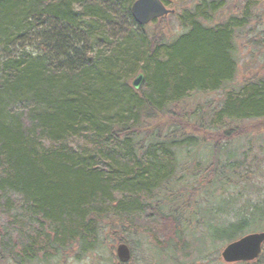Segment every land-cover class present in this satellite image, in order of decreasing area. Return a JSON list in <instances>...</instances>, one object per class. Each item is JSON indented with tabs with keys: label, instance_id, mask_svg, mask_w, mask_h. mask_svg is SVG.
<instances>
[{
	"label": "trees",
	"instance_id": "obj_1",
	"mask_svg": "<svg viewBox=\"0 0 264 264\" xmlns=\"http://www.w3.org/2000/svg\"><path fill=\"white\" fill-rule=\"evenodd\" d=\"M135 1L0 0V264L64 262L103 245L105 226L125 224L159 249L175 238L184 249L179 232L190 223L167 205L182 200L185 212L211 192L238 205L258 177L264 4L245 0L213 23L226 2L198 0L171 15L179 28L165 33L166 17L134 19ZM241 44L263 61L227 89ZM216 90L224 96L210 112L187 108L191 95ZM241 139L249 148L234 150ZM207 141L211 162L202 163L194 152ZM241 209L212 223L215 241L264 221L263 197Z\"/></svg>",
	"mask_w": 264,
	"mask_h": 264
},
{
	"label": "rangeland",
	"instance_id": "obj_2",
	"mask_svg": "<svg viewBox=\"0 0 264 264\" xmlns=\"http://www.w3.org/2000/svg\"><path fill=\"white\" fill-rule=\"evenodd\" d=\"M227 4L223 9V12L217 19H214L213 23L219 22L222 18L227 17L229 12H232L233 7L239 4H244L245 0H224ZM198 0H176L175 3L168 5L171 9H176L177 14L182 13L186 8L192 7L193 4L197 3ZM256 2H261L264 4V0H251V3L256 4ZM165 22L162 23L163 28L165 29V33L167 31L177 30L179 27L177 26V20L174 16H166ZM180 31V30H178ZM254 32L250 33L246 36V40L244 44H246L248 37L252 38ZM241 52H238V60L239 66L237 69L236 80L231 83L227 89L237 88L240 84L247 80L254 73L257 72L261 62L263 61L262 57L256 56L258 53L257 50H252L248 45L244 47L242 44L240 46ZM136 78V77H135ZM133 78V80L135 79ZM224 96L223 90H216L214 92H203L196 93L191 95V97L187 101V108L191 111L193 109V113H197L201 110L203 105L205 108L211 111L212 108L218 104L221 97ZM178 112L179 109L175 108ZM209 114L204 118H200V121L210 120ZM211 141H207V145L204 147L201 146L199 151L194 152L197 155V159L202 163H206L208 160L211 162V154L209 152V148L211 147ZM73 144V143H72ZM74 145V144H73ZM232 146L235 149L242 148L243 151L249 148L248 142L241 139L239 142L232 143ZM255 151H257V147H260V143L257 142L254 144ZM194 153H191L188 156L194 157ZM193 161H189L186 163L190 165ZM254 163L257 167H261L259 171L258 177L254 180L251 185H245L247 188H243V195L238 205L234 203L227 204V200L222 199L221 197L215 195L214 192H211L207 198V202H204L202 206L200 204L195 205L191 204L190 209L188 208L185 212H181V203L182 200H177L176 203L167 205V209L165 212L172 213L171 205L176 208V213L179 216L178 221L189 222L190 224L185 227L184 231L181 233V237L187 239L186 247L184 249L175 247V239H173L172 244L170 246L159 249L153 245V241L147 235L146 230L144 228L135 229L132 226L125 224L123 228L117 227L114 229H110L105 226V231L102 233L101 238L105 239L103 245L95 248L94 251L85 252L84 254L77 256L75 253H72V257L68 258L66 261L62 262L54 258L50 261V264H119L120 261L117 257V247L120 243L124 242L128 245V247L132 250L131 264H165L168 262L169 264H231L224 261L221 256V252L223 248L227 245V241H215L214 236L210 233L213 230L214 226L212 223L218 224L219 222H228L231 219H235V213L242 210L241 206L247 200H257L259 196L264 198V154L259 153V156ZM206 168V165L204 166ZM220 193V192H219ZM229 196L226 194V197ZM219 197V198H218ZM229 203V202H228ZM201 206V207H200ZM220 209L231 210L228 215H224ZM199 209V210H198ZM178 210V211H177ZM198 210V214L196 213ZM176 215V214H175ZM228 219V221H227ZM164 226V222L162 223ZM264 225V221H261L259 224H254L246 228L244 232L252 233L255 231H264L262 226ZM183 227V225H182ZM264 228V227H263ZM244 233V234H246ZM121 238L125 240L122 241ZM177 241V240H176ZM75 250H78L76 247ZM264 254V253H263ZM171 260V261H170ZM264 264V255L260 260H256L253 263H233V264ZM35 264H45L42 262H37Z\"/></svg>",
	"mask_w": 264,
	"mask_h": 264
},
{
	"label": "water",
	"instance_id": "obj_3",
	"mask_svg": "<svg viewBox=\"0 0 264 264\" xmlns=\"http://www.w3.org/2000/svg\"><path fill=\"white\" fill-rule=\"evenodd\" d=\"M131 8L134 19L140 25L148 24L154 18L173 12L163 4L162 0H136ZM144 80V74L139 73L133 81V87L140 89ZM263 247L264 231H255V233H249L240 239L233 240L222 250L221 255L228 263L254 261L261 255ZM117 249L119 260L123 263H128L131 257V249L125 243L119 244Z\"/></svg>",
	"mask_w": 264,
	"mask_h": 264
},
{
	"label": "flooded vegetation",
	"instance_id": "obj_4",
	"mask_svg": "<svg viewBox=\"0 0 264 264\" xmlns=\"http://www.w3.org/2000/svg\"><path fill=\"white\" fill-rule=\"evenodd\" d=\"M162 1H163V0H162ZM163 3H165L166 6H168V5L171 4V2H170V3H167L166 1H163Z\"/></svg>",
	"mask_w": 264,
	"mask_h": 264
}]
</instances>
